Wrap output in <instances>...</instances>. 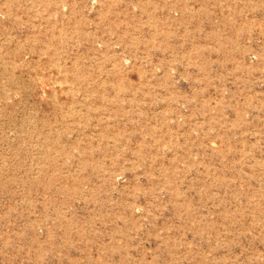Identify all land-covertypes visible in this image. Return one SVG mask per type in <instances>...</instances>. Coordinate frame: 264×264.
<instances>
[{"label":"rangeland","instance_id":"1","mask_svg":"<svg viewBox=\"0 0 264 264\" xmlns=\"http://www.w3.org/2000/svg\"><path fill=\"white\" fill-rule=\"evenodd\" d=\"M0 264H264V0H0Z\"/></svg>","mask_w":264,"mask_h":264}]
</instances>
